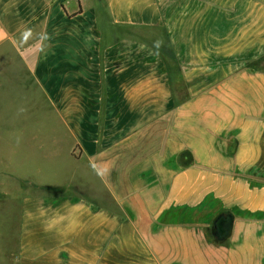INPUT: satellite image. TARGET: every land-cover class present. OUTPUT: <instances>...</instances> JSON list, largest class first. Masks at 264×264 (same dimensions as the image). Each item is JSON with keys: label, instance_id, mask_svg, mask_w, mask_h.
<instances>
[{"label": "crops", "instance_id": "0c3cea01", "mask_svg": "<svg viewBox=\"0 0 264 264\" xmlns=\"http://www.w3.org/2000/svg\"><path fill=\"white\" fill-rule=\"evenodd\" d=\"M262 56L264 0H0V95L59 140L0 176L90 194L17 184L0 264H264Z\"/></svg>", "mask_w": 264, "mask_h": 264}, {"label": "rangeland", "instance_id": "374dc122", "mask_svg": "<svg viewBox=\"0 0 264 264\" xmlns=\"http://www.w3.org/2000/svg\"><path fill=\"white\" fill-rule=\"evenodd\" d=\"M256 66L264 70V56L256 61ZM175 86L177 96L182 99L187 94L186 85L176 79ZM37 109H39V106L37 107L32 96L29 97L24 93H20V91L16 93L12 89H5L0 95V172L17 171L20 174H25L26 171L32 170L35 178L40 180V175L38 174L40 168L38 164L41 151L39 146H49L53 143H59V140L56 135L48 134V136H45V134L40 132V129L48 127L49 123L47 122V126H44L43 122L45 120L38 116L35 111ZM62 145L64 146V143ZM62 145L59 146L60 149ZM44 149H47V147H44ZM51 152L53 151L49 149L48 153L50 154ZM17 184L23 188H32L33 191L50 192L43 189L44 187H39L28 182L21 181ZM17 184L15 182L9 183L6 178L0 176L1 252L16 249L15 245L18 239V209L20 204L19 200L11 198L15 194L17 196ZM95 187L99 188L97 183ZM58 190L71 194L90 195L81 187L58 188ZM6 242L9 244L8 247H4Z\"/></svg>", "mask_w": 264, "mask_h": 264}, {"label": "trees", "instance_id": "16d2710c", "mask_svg": "<svg viewBox=\"0 0 264 264\" xmlns=\"http://www.w3.org/2000/svg\"><path fill=\"white\" fill-rule=\"evenodd\" d=\"M43 189H45V190H48V191H50V192H60L58 189H53V188H48V187H44ZM221 219H222V217H220ZM220 218H218V219H220ZM223 218H225V217H223ZM188 219V218H187ZM217 219V220H218ZM226 219H229V222L227 223V224H225V226H226V229H227V231H226V236H225V238H221V239H217V238H215L216 240H218V241H222V240H225L227 237H228V230H229V225L231 224V222H232V216L230 215L229 216V218H226ZM217 220H215L214 222H213V229H214V232H213V236H214V234L215 233H218L219 232V229L217 228V226H216V221ZM191 221H187V222H185V223H189V224H191L190 223Z\"/></svg>", "mask_w": 264, "mask_h": 264}, {"label": "water", "instance_id": "95a60500", "mask_svg": "<svg viewBox=\"0 0 264 264\" xmlns=\"http://www.w3.org/2000/svg\"><path fill=\"white\" fill-rule=\"evenodd\" d=\"M226 226L225 224L221 227V230L218 232V233H215L214 234V237L217 238V239H221V238H225L226 236Z\"/></svg>", "mask_w": 264, "mask_h": 264}, {"label": "flooded vegetation", "instance_id": "af4514ba", "mask_svg": "<svg viewBox=\"0 0 264 264\" xmlns=\"http://www.w3.org/2000/svg\"><path fill=\"white\" fill-rule=\"evenodd\" d=\"M229 222V219H226V218H220L216 221V226L217 228L219 229V231L221 230V227L224 225V224H227Z\"/></svg>", "mask_w": 264, "mask_h": 264}, {"label": "clouds", "instance_id": "9594fccd", "mask_svg": "<svg viewBox=\"0 0 264 264\" xmlns=\"http://www.w3.org/2000/svg\"><path fill=\"white\" fill-rule=\"evenodd\" d=\"M32 35V30L31 29H26L24 33H22V36L27 39L29 36ZM160 41H157L156 44H157V47L160 46Z\"/></svg>", "mask_w": 264, "mask_h": 264}]
</instances>
